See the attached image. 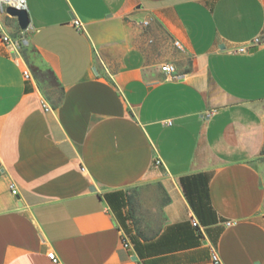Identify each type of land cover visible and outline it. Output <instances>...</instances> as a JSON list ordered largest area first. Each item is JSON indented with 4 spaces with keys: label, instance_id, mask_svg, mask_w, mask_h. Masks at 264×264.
<instances>
[{
    "label": "crops",
    "instance_id": "1",
    "mask_svg": "<svg viewBox=\"0 0 264 264\" xmlns=\"http://www.w3.org/2000/svg\"><path fill=\"white\" fill-rule=\"evenodd\" d=\"M27 4L20 52L0 14V264H264V0Z\"/></svg>",
    "mask_w": 264,
    "mask_h": 264
},
{
    "label": "built area",
    "instance_id": "2",
    "mask_svg": "<svg viewBox=\"0 0 264 264\" xmlns=\"http://www.w3.org/2000/svg\"><path fill=\"white\" fill-rule=\"evenodd\" d=\"M9 7H13V8H15L17 10H20V11L28 12L27 0H15V1L0 0V14L6 15L8 17H11L7 13V9ZM73 23H74L75 27L82 28V24H81V22L78 19H75ZM142 25L146 27V26L149 25V22L145 21V22L142 23ZM23 34H24V32L22 31L21 34L18 37H14L13 38V37L7 35L6 33H3L1 35V40L8 47H10L13 51L20 52L22 49H25V48H27L29 46V41H28V39L25 36H23ZM260 43H261L260 39L256 38L249 45H245V46L241 47L239 49V52H247L249 48L255 47V46L259 45ZM175 46L178 49L182 48L179 42H175ZM162 70L164 72H166L167 74L171 75L172 77H174L175 79L180 78L179 76L176 75V67L173 64L168 63V64L163 65ZM24 75H25L26 78H30L32 76L29 69H26L24 71ZM168 124L171 125L172 122L168 121ZM155 163L157 165H161L162 164V162L159 159H156ZM11 189H12L13 194L16 195L18 193V191H17V189L15 188L14 185H11ZM192 224H193L194 228H199V224H198L197 221L193 220ZM228 225H231V223H228ZM124 242H125V246L129 247V244L126 242V240H124ZM49 258L51 260H53V262L58 263V259H57L56 254L54 252H50L49 253ZM212 259H213L214 264H220V258H219V255H218V253L216 251H213Z\"/></svg>",
    "mask_w": 264,
    "mask_h": 264
},
{
    "label": "water",
    "instance_id": "3",
    "mask_svg": "<svg viewBox=\"0 0 264 264\" xmlns=\"http://www.w3.org/2000/svg\"><path fill=\"white\" fill-rule=\"evenodd\" d=\"M7 13L11 17L17 19V22H18V25H19V28L21 29V31L25 32L29 29L31 21H30V17H29L28 12L20 11V10L13 8V7H9L7 9ZM12 56L13 57L16 56L15 52L12 53Z\"/></svg>",
    "mask_w": 264,
    "mask_h": 264
},
{
    "label": "rangeland",
    "instance_id": "4",
    "mask_svg": "<svg viewBox=\"0 0 264 264\" xmlns=\"http://www.w3.org/2000/svg\"><path fill=\"white\" fill-rule=\"evenodd\" d=\"M50 81H51V84H52L54 87L57 86V81H56V80H54V79L51 78ZM263 155H264V152H263Z\"/></svg>",
    "mask_w": 264,
    "mask_h": 264
},
{
    "label": "trees",
    "instance_id": "5",
    "mask_svg": "<svg viewBox=\"0 0 264 264\" xmlns=\"http://www.w3.org/2000/svg\"><path fill=\"white\" fill-rule=\"evenodd\" d=\"M263 152H264V150H263ZM129 201H130V198H129Z\"/></svg>",
    "mask_w": 264,
    "mask_h": 264
},
{
    "label": "bare ground",
    "instance_id": "6",
    "mask_svg": "<svg viewBox=\"0 0 264 264\" xmlns=\"http://www.w3.org/2000/svg\"><path fill=\"white\" fill-rule=\"evenodd\" d=\"M11 1H15V0H11Z\"/></svg>",
    "mask_w": 264,
    "mask_h": 264
}]
</instances>
